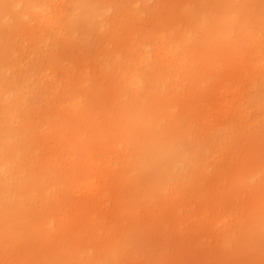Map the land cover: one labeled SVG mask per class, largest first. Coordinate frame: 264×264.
Returning <instances> with one entry per match:
<instances>
[{"label":"rangeland","instance_id":"1","mask_svg":"<svg viewBox=\"0 0 264 264\" xmlns=\"http://www.w3.org/2000/svg\"><path fill=\"white\" fill-rule=\"evenodd\" d=\"M0 264H264V0H0Z\"/></svg>","mask_w":264,"mask_h":264}]
</instances>
